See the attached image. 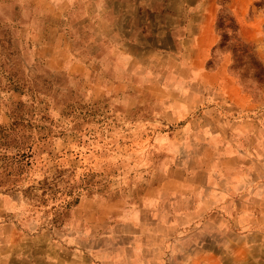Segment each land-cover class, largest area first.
Segmentation results:
<instances>
[{"label":"rangeland","instance_id":"1","mask_svg":"<svg viewBox=\"0 0 264 264\" xmlns=\"http://www.w3.org/2000/svg\"><path fill=\"white\" fill-rule=\"evenodd\" d=\"M63 1L0 0V264H264L263 231L157 195L264 188V0H134L121 35L124 4Z\"/></svg>","mask_w":264,"mask_h":264},{"label":"crops","instance_id":"2","mask_svg":"<svg viewBox=\"0 0 264 264\" xmlns=\"http://www.w3.org/2000/svg\"><path fill=\"white\" fill-rule=\"evenodd\" d=\"M80 1L83 2V0H66L63 1V3L66 5V7H69L71 5H76L80 3ZM87 1V0H86ZM107 0H99L98 7L99 9L103 5V3H106ZM114 3H117L118 5L124 4V9L121 10V8L114 7V10H111L109 7L108 15L112 19V24L114 27V34L121 35L125 32H122L119 30V25L117 23V20H119L122 17H125L122 15L123 13H128L133 11V4L135 3L134 0H113ZM143 3H146V0H139L138 2V13L136 14L138 18H141L145 16L147 13L146 8L141 9L143 7ZM69 4V5H68ZM185 4V3H183ZM87 10L86 5L84 4L83 14L84 18L87 17V14L85 12ZM137 12V10H136ZM104 17L109 19V16L106 15V11H103ZM142 14V15H141ZM135 15H129L127 18H134ZM130 19V20H131ZM146 24V23H145ZM130 29L132 26H129ZM146 29L145 26H142L141 29ZM200 31V29H199ZM120 56L123 59H132V56H128L126 54H123V52H120ZM118 69V67H117ZM119 74L123 76L122 80H125V82L131 84L134 82L132 77H129V74H126V69L124 66L120 67ZM125 76V77H124ZM121 81V80H120ZM245 173H242L240 176V180L242 184H244L247 180V177L245 176ZM239 177V176H238ZM219 182L213 183L210 187H190L183 184V182H180L179 184H175L171 180H167L163 182V184L157 188V195L165 198L169 197L171 195L178 194L181 195H189L194 200L193 205V219H188L189 224H194V227H196L198 224H201V219H199L202 212H216L217 214H220L222 216V219L227 222V225L233 229H238V232L241 234L242 237H247L249 234H253L257 230L263 231L264 233V202H259L260 196L264 193V188L260 186L253 187V189L249 188H240L235 189L231 188L229 186L223 185V182H221L222 178L220 176L218 177ZM236 181V180H235ZM247 184V183H246ZM256 191V197L258 198V202L255 203L254 201H250L249 195L250 191ZM252 212H258V215L252 214ZM235 214L234 218H228L227 216L232 217V215ZM191 215V214H190ZM226 215V216H225ZM6 243L5 246L9 247V249L5 247V259L9 260L14 258L13 255V249L10 247V238H5ZM261 247L264 248V242H262ZM255 248V245L246 243L245 245L241 246L240 250H236L237 254L233 255L235 257L240 258H248L250 257V254H244V252L251 253L252 250ZM235 251V250H234ZM235 251V253H236ZM264 257V256H263ZM190 261L187 264H219V259L221 256L217 253H213L212 251H204L201 253L198 252L197 254H193V256H190ZM204 260V262H203ZM206 261V262H205Z\"/></svg>","mask_w":264,"mask_h":264},{"label":"trees","instance_id":"3","mask_svg":"<svg viewBox=\"0 0 264 264\" xmlns=\"http://www.w3.org/2000/svg\"><path fill=\"white\" fill-rule=\"evenodd\" d=\"M226 17H227L228 22L231 25L230 26V29L233 32H237V24L235 23V20H234L233 16L227 12ZM219 21H220V18H219ZM217 27L218 28L220 27V22H219V24H217ZM248 47H249V45H247V44H243V43L240 44V48H242L244 50L247 49Z\"/></svg>","mask_w":264,"mask_h":264}]
</instances>
